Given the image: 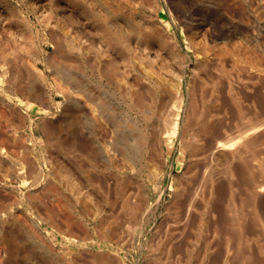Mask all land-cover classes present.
<instances>
[{
  "label": "rangeland",
  "instance_id": "374dc122",
  "mask_svg": "<svg viewBox=\"0 0 264 264\" xmlns=\"http://www.w3.org/2000/svg\"><path fill=\"white\" fill-rule=\"evenodd\" d=\"M20 12L27 18L25 25L18 21ZM140 17L156 21L165 20L169 23L176 42L189 57L191 56V61H195L197 56L202 57L190 40V37L194 35L196 39L202 36V31H204L202 27L209 28L208 31L227 32L231 36L230 42H226L228 45L238 47L241 45L247 49H253L264 58V0H0V44L7 43V46L5 44L6 54H0V73H3V76H0V109L5 112L9 110L10 105H14L21 107L20 109L26 114L24 121L16 112L8 120L4 116L0 118V131H11V136L17 140L13 141L15 144L9 142L1 145L3 148L0 147V213H4V217L10 220V224L4 228H9L10 232L12 231L11 233L15 235L24 234L26 256L21 257L23 264H33L30 251L36 248L35 242L25 235L24 226L19 218L36 221L44 232L52 230V226L39 215L44 205L52 208L59 219L61 217L72 218L84 228L77 229L73 225L76 229L77 240L71 245V254L79 258L75 259L77 263L72 261L71 264L82 262L85 255L89 256L90 250L101 251L100 255L103 254L102 257H105L106 254L107 257V263L99 260L98 262L95 259L94 261L97 262L93 264H114L113 262L116 263L117 260L121 264H243L241 263L243 260L239 259H247L244 254L248 257L250 255L248 253L252 256L248 257L251 264L253 260H256L254 264H260V262L264 264V250H261L262 254L261 247L256 245L258 243L255 244V241L251 240L257 237L254 238L256 241L260 239L264 243L262 231L264 230L262 226L264 218H261V215L264 217V195L256 202L257 204H253L248 197V202L244 199V193L241 192L244 188L238 180L240 179L239 169L237 170L236 165H233L236 176H234L236 183L234 188L236 185L239 187L237 186L234 197L237 200L236 204H238V199L241 201L239 204L243 203L233 205L235 202L232 198L229 201L230 206L223 208L226 204L229 205L226 202L229 197L225 196L226 199L222 197L224 203L223 199L221 202L219 194L220 200L217 197L214 198L218 200H214L215 207L212 208L214 211L209 210L211 208L208 206L209 212L207 213V208L204 212L203 200L197 199L191 215L184 218V215L178 214L181 210L179 207L178 211L175 210L176 203L180 199L174 202L175 192L178 191V186L183 181L179 175L187 167V163L185 162L184 165V162L179 159L184 147L180 139L178 138L170 154L169 163L165 168L161 167V171H158L157 165H150L144 159L138 158L139 155L136 154L134 148L139 143L137 139L139 130H142L146 123L143 121L141 111L134 109L126 93L130 88L129 83L140 85L142 92H145L142 94L150 101L151 92H155L156 96H163L164 86L170 82L159 75L156 61L145 57L147 50L145 51L146 46L141 38H138L135 33L125 34L127 33L125 30L135 31L137 28L136 23L135 26L131 25V30L128 29L131 18L138 20ZM190 28L194 31H190ZM51 32L56 35L49 37ZM106 32L109 35H105ZM117 33L122 34L123 37L121 38L119 34L117 36ZM107 36L112 40H108ZM118 38L121 40L115 41ZM198 41H200L199 38ZM32 42L34 45L31 44ZM13 44L16 50L11 48ZM219 44L223 45L224 42L220 41ZM25 45L31 46L32 52L37 51V56L32 57L30 52L27 53L20 48ZM149 45L153 47V50L157 49L162 56L169 57L164 44L154 41ZM149 57L154 56L152 54ZM28 59L35 60V65L43 70L42 76L34 75L30 80L28 67H25V60ZM9 62L12 63V67L7 65ZM231 62H233L231 58H226L227 67L230 66L231 71L234 70L235 73L240 66L231 64ZM157 63L159 65L160 61L157 60ZM230 64L236 67L232 69ZM3 69L7 72H2ZM109 70L110 74H108ZM191 70V65L186 67L187 74L183 82L185 93L191 86L196 87L195 91L199 92V84L194 83L195 81L190 82ZM259 71L261 77L249 79L250 83L247 81V87L238 88L240 92H236V96L239 95V102L243 99L241 102L249 107L246 108V113L249 109L250 114L254 108L251 114L255 113V115L261 112L260 107L263 104L260 100L264 99V81H262L264 71ZM17 72L21 80L31 81L30 86H41L44 89L47 97L50 98L52 110L44 112V106L40 100H30L27 105L18 104L17 97H14L7 87L9 76ZM241 73H243L242 69ZM60 81L70 89H77L81 94L80 99L66 98L57 87ZM242 92H247L248 95L245 93V96L247 95L245 97ZM251 100L252 102H249ZM239 102L236 99L234 107L237 106L235 108L232 106L231 109V116L235 121H238L241 110L243 112L244 106L246 107L245 104L242 105L243 108L239 107L242 104ZM258 102L260 106H257ZM262 108L264 109V105ZM220 109L223 107L218 108ZM234 111L238 114L237 116L233 114ZM161 122L159 120L160 125ZM45 126L48 129L47 133L43 130ZM186 137L189 140L190 137L187 135ZM6 146L8 148H5ZM15 148L17 150L13 152ZM11 156H20L28 162L37 161V166L42 168L40 178L33 180L29 177L23 183L19 177V165L21 164L20 162L17 164ZM59 165H63L62 167L76 176L71 177L75 178L77 183L79 180V188L73 185L72 182L75 180L69 176L71 173L68 175L69 172H63ZM111 177L113 180L110 179ZM96 178H100L101 182L99 183V179ZM91 179L94 180L93 186ZM105 179L108 184L105 183ZM176 179L179 180L176 181ZM81 185L82 188H80ZM90 189L95 190L93 195L89 194ZM113 189L115 191L111 192ZM108 190L109 194L111 193L109 197H107L108 193L106 194ZM144 191H147L152 206L141 210L135 217L127 218L128 214L124 207L121 211L125 212H120L127 194L137 197ZM246 196H248L247 193ZM180 202H178L179 205ZM99 203L101 207H105L104 209L114 207V221L112 222L113 217H110L112 224L109 223L115 226L122 221L116 225L117 227L121 225L118 236H102L99 233L97 229L99 226L110 225L106 224L108 220L105 221V217L108 219L107 210L102 211L104 215L102 212L91 214L93 206L98 207ZM255 206L260 208L258 209L260 216H254ZM230 207L233 209L235 207L239 212L231 211ZM116 209H119V213ZM229 210L234 213L228 214ZM241 212L244 213V217ZM231 215L234 216L231 217ZM238 215L241 220L236 219ZM255 217H258L257 221L262 224L261 227L258 222L256 225ZM238 222L241 231L244 227V233L237 230L239 229L237 228L239 227ZM232 223H237L235 225L237 227L232 226L234 225ZM212 225L216 227L215 234L212 231L215 227L212 228ZM231 227L236 228L235 231ZM238 232L241 233L239 236ZM249 232L254 237H249L251 236ZM56 234L57 243L63 244L65 239L62 233L57 232ZM241 236L244 237L245 242ZM205 243H209L211 250H207L208 252L205 250ZM239 249H242L239 252L241 256L243 255L242 257L240 255L238 257ZM79 251L83 252L81 256ZM25 253L22 254L25 255ZM247 260L243 261L244 264H247Z\"/></svg>",
  "mask_w": 264,
  "mask_h": 264
},
{
  "label": "bare ground",
  "instance_id": "6f19581e",
  "mask_svg": "<svg viewBox=\"0 0 264 264\" xmlns=\"http://www.w3.org/2000/svg\"><path fill=\"white\" fill-rule=\"evenodd\" d=\"M16 13L18 14V11H16ZM16 16H18V15H16ZM16 16H14V17L16 18ZM103 19H105V18H103ZM131 20H132L131 23L129 22L130 28H128V29L131 30L132 29L131 25H134V24L136 25V23H137L138 24L137 28L135 27L136 30L135 29H134L135 31L125 30L127 33H125V32L124 33L130 34V35L132 33H135V34H137L136 36L138 38H141V41L146 46L145 51L147 50V52H146L147 54L145 55V57H148L149 59L156 61V68L158 70L159 75L161 77H163L164 79L166 78L168 81H170L169 83L167 81L168 84L167 85L165 84V86H164L165 94L160 97V96H156L154 94L155 92L154 93L151 92L150 101H148L146 99V96L144 97L143 94L145 92L144 93L142 92V90H141L142 88L140 87V85H134L133 83H129L130 88L127 89L126 93L130 97L134 109L136 108V110L141 111V113L143 115V117H142L143 121L146 123L145 127L142 130L141 129L139 130V133L137 136L139 143L134 148V149H136L135 150L136 154L138 153V155H139L138 158L144 159V161H146V163H150V165L151 164H153L155 166L157 165L156 168H159L158 171H161V167L165 168L166 164L169 163L170 154H171L172 150L175 148L176 141L178 140V138L180 139L181 145H184V147L183 146H182L183 148L181 147L182 150H181L179 159H180V161L184 162L183 163L184 165L187 163V167L185 170L183 169L184 171H182L181 175H179V176H181L183 181L180 183V186H178L179 189H178V191L176 190L177 192H175L176 197H175V199L174 198L173 199H174L175 203L177 200L180 199L179 200V201H181L180 205L178 203L179 201H177L178 204L176 203L175 210L178 211V207H179V210L180 209L181 210L178 211L179 212L178 214L184 215V218H188V216L191 215V210L194 208V205H195L197 199L203 200V204H205L204 205L205 206L204 212H206V208H207V213L209 212V210L212 211V208L215 204L214 198L217 197L220 200V197L218 196L219 194L221 196V202H222V199H223V201H224V198L226 199L225 196L229 197L226 200V202H228V204L230 203L229 201H231L232 198H234V202H235L233 205H238L239 202H241L238 199V204H236L237 200H235V197H234V194L237 190L236 188L238 186V185H236V188H234L235 184H236L234 181L235 180L234 178L236 176L234 175L235 172L233 170V167L235 165H236L235 167H238L237 170L239 169V178L240 179H238V180H240V182H241L240 185L242 184L243 188H244V190L241 191L242 193H244V199L247 201V197H248L249 200L252 201L253 204H257L256 202L259 199H261L262 196L264 195V145L262 146V144H264V109L262 108L264 105V103H263L264 99L260 100V101H262V104H263L260 107L261 112H259V113L257 112L256 115H255V113L251 114V113H253L252 111L254 109V108H252V111L250 110L251 111L250 112L251 116H250V114L248 113L249 109L247 112L248 114L246 113V108H249V107H247V105L245 103L241 102L243 99H241V101L239 102V100H238L239 95L237 97L236 92L237 91L240 92L239 91L240 89L237 90L238 88L245 89L243 87H247V81L250 83L249 79L261 77V72L259 70L264 71V58H263V56L260 55L259 53H257L255 50L247 49L244 46L242 47L241 45L239 47L235 46V45H233V46L228 45V43H226V42H230L231 36L227 32H219V31H214V30L208 31L209 28H207V27L203 28L202 27V30H204V31L201 30L202 36H198L197 39H196L195 35L190 37V40L193 42L191 44H195V46L197 47V49L196 48L195 49L201 53L202 57L196 55L197 57H195V61H191V56L189 57L188 54L186 52H184L179 47L178 43L176 42L175 35L173 34V32L170 29L169 23H167L165 20H163V21L157 20L156 21L153 19L145 18V17H140L138 20H136L135 18H131ZM18 21L22 22V24L25 25L26 24L25 21L27 22V18L25 17V15H22L20 12V16L18 17ZM105 22H106V19H105ZM28 27H30V26H28ZM195 30H196V27H195ZM119 31H121V30H119ZM190 31H194V30L191 29ZM106 33L107 34H105V35H109L108 32H106ZM121 33H123V32L121 31ZM110 34H111V32H110ZM112 34H115V33L112 32ZM118 34L119 33H117L116 35L117 36L121 35V38L123 37L122 34H119V35ZM187 34H188V32H187ZM55 35L56 34L54 32H51L49 37H54ZM126 36L127 35H125V37ZM189 36H190V34H189ZM110 37H111V35H110ZM107 38H108V40H110V38L108 36H107ZM198 38L200 39L201 42L198 41ZM111 40H112V38H111ZM119 40H121V39L118 38V40L116 39L115 41H119ZM143 40H145V42ZM154 41L157 42L158 44H160V43L164 44L167 47V52H168L169 57L162 56L159 53V51L155 48L153 50V47L150 46L151 44L149 45V43H153ZM218 41L219 42L222 41V42H224V44H227V45H224V44L220 45ZM72 42H73V40H72ZM70 43H71V41H70ZM5 44L7 46L6 42H5ZM5 44H3V43L0 44V54L1 55L6 54L5 53L6 52ZM31 44L34 45L33 42ZM73 46H74V44H73ZM30 47L31 46L25 45V46L20 47V48L27 51V53L30 52V55L32 57L33 56L36 57L37 51L32 52ZM11 48H14V50H16V46L14 44ZM197 53L198 52H196V54ZM152 54L154 57H149ZM30 55H28V56H30ZM198 55H199V53H198ZM227 56H231V57H227ZM226 58L227 59L231 58V60L233 61V62H231V64L234 63V65L240 66V68L238 70L235 69V70H237L236 72H238V73L235 72L236 73L235 74L234 70H232L233 71L232 72L231 68H229L230 66L227 67V64L225 63ZM157 60L160 61L159 65L157 63ZM107 64H109V63H107ZM7 65L9 67L10 66L12 67V63H10V62L7 63ZM190 65L192 66V70L190 73L192 79L190 80V82L195 81L194 83L199 84V92L197 90L195 91L196 87L194 88L193 86H191V84H189L191 87H188V88L186 87L188 89L186 91V93H187L186 94L184 92V89H183V82H184V78L187 74L186 67L190 66ZM236 66H234V67H236ZM25 67L26 68L28 67L27 70L29 72V75L31 76V77L29 76L30 80H31V78H33L34 75L37 77H39V75L40 76L43 75V70L40 67H38L37 65H35V60H32V59L31 60H29V59L25 60ZM234 67L232 66V69ZM241 69H242L243 73H241ZM12 70H15V69H12ZM106 70H108V69H106ZM2 72H7V70L3 69ZM18 72L9 76L10 78H9L8 85H7L8 91L11 94H13L14 97H17L18 104L19 105H21V104L27 105L30 100H40L43 103V106H44L43 111L44 112H48V111L52 110L53 108H52V105L50 103V98L47 97L44 89L41 86H30L31 81L30 80L29 81L21 80ZM110 72L111 71L109 70V73L108 72L107 73L110 74ZM231 72L234 73V75H232ZM2 74L3 73H0V76H3ZM11 74H12V72H11ZM0 80H1V78H0ZM57 81H59V80H57ZM262 81H264V79H262ZM165 83H166V80H165ZM194 83H192V84H194ZM57 85H58L57 87L59 88V91L66 98H68L70 100H72L73 98L74 99H80L79 97L81 96V94L77 89L76 90L74 88L70 89L67 85L65 86L64 83H62V81H60ZM194 86H196V85H194ZM248 86H249V84H248ZM197 92H198V94H197ZM247 92H245V93L247 94ZM242 93H244V92H242ZM242 93H239V94L241 95ZM245 93L243 96H245ZM243 96H241V97H243ZM252 96H251V98H252ZM254 96H256V95H254ZM236 99L239 103H242L241 106H239V107L243 108V106H244L243 104L246 105V107L244 106L245 110H243V112H245V113H243L241 110L242 113L240 112V114L238 116L239 117L238 121H235L234 118L232 119V116H231V114H232L231 109H232V106L234 107ZM246 99H244V101ZM252 100H253V98H252ZM252 100L249 102H252ZM258 103H259V105H257V106H260V102H258ZM236 104H237V102H236ZM249 104H251V103H249ZM249 104H248V106H252ZM256 104H255V106H256ZM236 106L237 105H235V107ZM219 107L220 108L223 107V109L218 110ZM20 108L14 106V105H10L9 110H7L5 112L0 109V118L2 116H4L8 120V119H10V116H12L14 112H16L19 115L20 119H22V120L26 119L25 118L26 114ZM214 109H216V111ZM240 109L241 108H239V110ZM250 109H251V107H250ZM239 110H238V112H239ZM255 110H256V108H255ZM257 110H258V107H257ZM234 113H235V111L233 112V114ZM234 115L237 116L238 114L235 113ZM228 116H230L231 118ZM226 117H228V118H226ZM229 118H230V120H229ZM159 120L162 121L161 125L159 123ZM43 130L45 133L48 132V129L46 126L44 127ZM11 135H12L11 131H8V132L7 131L6 132L0 131V147L1 148H3V146H1V145H5V144H8L9 142H13V141L16 142L17 141ZM186 135L190 137V138H188L189 140H187ZM14 142H13V144H15ZM16 144L18 146V143H16ZM14 147H16V146H14ZM5 148H8V146H6ZM11 149H13V147ZM16 150H17V148H15L12 151L14 152ZM20 156L19 157L18 156L17 157L11 156V157L16 163L20 162V164H21V165H19V168H20L19 177L23 181V183H25L29 177H31L33 180H35V178H40V176L42 174V168L37 166L38 165L37 161L28 162L26 159L24 161V159L20 158ZM34 160H36V159H34ZM76 165L78 166V164H76ZM59 166L63 170V172L64 171H65V173L69 172V170H67L65 167H62L63 165L62 166L59 165ZM182 168H184V167H182ZM70 173H71V171L68 173V175ZM71 174L69 175L70 177L74 176L73 174L72 175ZM74 177H76V176H74ZM106 178H107V176H106ZM112 178L113 177H111L110 179L113 180ZM96 179H99V183L101 182L100 178H96ZM72 180H75V178H72ZM72 180L71 179L69 180L70 183ZM177 180H179V179H176V181ZM75 181L72 183H73V185H75V187L76 186L78 187L80 184L79 180H78L79 184L77 183V181L75 184ZM93 181L94 180H92V179L90 181L92 186L94 185V184H92ZM95 181H97V180H95ZM105 181H106V179H105ZM116 181H114V182H116ZM102 182H104V181H102ZM105 183H107V181ZM116 183L118 184V182H116ZM117 184H112V185L115 186ZM73 185H72V188H73ZM97 185H98V183H97ZM101 187H102V185H101ZM80 188H82V185L80 186ZM98 188H100V187H98ZM117 188H118V186H117ZM93 189H90L91 193L89 192V194H92L93 192H95V190H93ZM114 189L111 192H114L116 190V189L115 190ZM80 191H81V189H80ZM115 193H117V192H115ZM246 193L248 196H246ZM106 194L108 195L107 197H109L111 193L109 194V190H108L106 192ZM222 197H224V198H222ZM241 197H242V195H241ZM238 198H239V196H238ZM173 199H172V201H173ZM244 199H242V201ZM215 201H218V200H215ZM97 202H99V201L97 200ZM97 202L95 201L96 204H97ZM224 203H225V201H224ZM242 203H240V204H242ZM122 204H123L122 208L121 209L119 208L120 212L126 211V213L128 214L127 218L135 217V215L140 213L141 210L149 209L152 206L151 202H149V197H148L147 191L146 192L144 191L140 196H137V197H135V196L132 197V195L127 194V197L125 198V200L123 201ZM253 204H251V205H253ZM220 205H222V203H220ZM247 205H248V203H247ZM247 205H245V206H247ZM94 206H93V209L91 211V214H96L97 212L99 213L102 211L105 212L107 210L106 214L108 215V219H107V217H105L106 218L105 221L108 220V222H106V224L111 223V221L109 220L110 217H113L112 218L113 220L112 219L111 220H112V222L114 221V217H115L114 207H111V206L108 207L107 206L108 209H104L105 207L104 208L101 207L100 203H99L98 207H94ZM208 206H210L211 209L208 210ZM229 206H230V204L229 205L226 204L225 206H223V208H226V207L228 208ZM256 206L254 207V209L252 208L254 210L253 211L254 216H257V215L260 216L261 215V213L259 215L260 210L258 211V209H260V208H257ZM123 207L125 208V211H121L123 209ZM216 207H217V204H216ZM241 207L243 208V205ZM251 207H253V206H251ZM247 208H250V207H247ZM119 209L118 210L116 209V212L118 211V213H119ZM232 210L233 211L235 210V213L239 212V211H236L235 207H234V209L231 208V211ZM103 212H102V214H103ZM220 212H219V214H220ZM242 212H241V215L244 217V215H243L244 213L242 214ZM175 213H177V212H175ZM215 213H213V215ZM230 213L231 212L229 210L228 214H230ZM233 213H231V214H233ZM4 215H5L4 213H0V216H1V218H0V264H14V263L15 264H17V263L23 264L21 261V259H22L21 257L26 256V253H25L26 251L24 248L25 245L23 242L24 241L23 237H25V236H24V234L23 235H20V234L15 235V234L11 233L12 231L10 232L9 228H4L6 225L10 224V220L8 219V217L7 218L4 217ZM39 215L41 216V218L43 220L47 221V223L50 226H52V230H47V232H44L41 230L39 224L36 221H34V220L29 221V220L24 219V218H19V219H21L20 220V222H22L21 224L24 226V229L26 232L25 235H27L29 239H32L35 242V248L36 249H34L33 251H30V254H31L30 257H32L33 264H71L72 261H74L73 263H75L79 257L77 256L76 257L77 259H76L74 257V255L71 254V245L73 244V242H75L77 240L76 239L77 234L75 232L76 229L73 228V225L75 227H77V229L79 227L84 229L82 227V225H80L79 222L73 220L72 218H68V217L62 218L61 217V219H59L58 218L59 216L58 217L55 216L56 215L55 211L52 208L48 207L47 205H44V209L41 212H39ZM232 216H234V215H231V217ZM250 216H251V214H250ZM116 217H118V216H116ZM212 218H214V217H212ZM255 218H256L255 222L257 225L258 217H255ZM255 218H253V219H255ZM261 218H264V217H262V215H261ZM236 219L241 220L240 215H238V217ZM116 220H118V219H116ZM116 220H115V223H117ZM120 220H122V219H120ZM214 220H211V221H214ZM244 221H245V218H244ZM214 222H216V221H214ZM230 222H232V220ZM239 222H238L239 227L235 226V225H237V223H235V224L232 223L234 225H232V224H229V225L235 226V227L239 228V229H237V230H240L239 232H243L244 227L242 228L243 231H241V229H240L241 227L239 225ZM103 223H105V222L103 221ZM120 223L118 222L116 225H118ZM111 224L107 225L106 227H105V224L101 225V227L97 226L99 233H101L102 236H104V235H106V236L117 235L121 231L120 230L118 232V230L120 229L119 226H121V225H119L118 226L119 228H118L116 225L112 226ZM245 224H246V222H245ZM11 225H12V223H11ZM241 225H243V223ZM252 225H253V223H252ZM258 225L261 227L262 224L260 222H258ZM216 226H217V224H216ZM262 226H264V224ZM9 227H10V225H9ZM213 227H215V226L212 225V228ZM257 227L258 226H256V228ZM231 228H233L234 231L236 229L234 227H231ZM254 228H255V226H254ZM6 229H9V231H6ZM263 229H264V227H263ZM247 230H245V232ZM255 230H257V229H255ZM212 231L215 234L216 227L214 229H212ZM262 231L264 233V230H262ZM57 232L62 233V235L65 239V241H63L64 242L63 244L57 243V241H56V238H57L56 233ZM239 232H238V236H239V234H241ZM249 233L251 235L249 237H254V235L251 234V232H249ZM263 233H261V234H263ZM234 234H236V233H234ZM257 235H258V233H257ZM258 237H259V235H258ZM263 237H264V235H263ZM243 238L244 237H242V240H243ZM245 238H248V237H245ZM254 238H257V237H254ZM254 238H251V240H254L255 244L258 243L256 245L261 247L260 251L264 250V247H263L264 243L260 239H257V241H256ZM240 242H242V241L240 240ZM240 242L239 243L237 242V243L241 244ZM243 242H245V241L243 240ZM247 242H248V240H247ZM205 244H204V246H205ZM208 245H209V243H207L205 246L206 252L211 250L210 246H208ZM87 250H88V248H87ZM240 250H242V249H239L237 251L238 257L241 254V253H239ZM260 251H258V252H260ZM75 252H77V251H75ZM84 252H86V250H84ZM100 252L90 250V252L88 254L89 256L86 257V255H85V257H83L84 260H82V262L80 261L79 263L80 264H90L92 262L91 264H93V262H97L98 260L102 261V263L106 262L107 261L106 254H105V257H102L103 254L100 255ZM22 253L23 254L25 253V255H23ZM79 253H80V251H79ZM82 253L83 252L81 251V253L79 255L81 256ZM261 253H262V251H261ZM248 254H250V255H248V257L251 256V253H248ZM82 256H84V255H82ZM244 257H246L248 259L247 255L245 256V254H244ZM95 259L97 261H94ZM247 259L244 260L243 258L242 259L240 258L239 260H241V261L243 260L244 262H246ZM252 259L253 258H251V260ZM248 260H247V264L250 262V260H249V262H248ZM262 260H263V258H262ZM109 261H111V260H109ZM243 261L241 263L244 264ZM253 261L255 262L256 260H253ZM254 262H253V264H254ZM113 263L114 264H121L119 262V260H117L116 263L115 262H113ZM250 264H251V262H250ZM260 264H261V262H260Z\"/></svg>",
  "mask_w": 264,
  "mask_h": 264
}]
</instances>
